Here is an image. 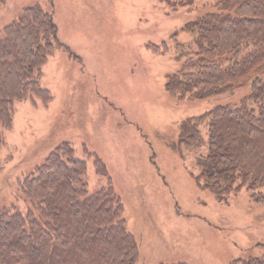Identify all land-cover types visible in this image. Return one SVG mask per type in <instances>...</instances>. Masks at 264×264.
<instances>
[{
	"label": "rangeland",
	"instance_id": "obj_1",
	"mask_svg": "<svg viewBox=\"0 0 264 264\" xmlns=\"http://www.w3.org/2000/svg\"><path fill=\"white\" fill-rule=\"evenodd\" d=\"M219 2L7 0L0 33L24 8L40 4L53 16L63 46L42 68L41 84L52 100L15 103L0 148V209H33L20 180L69 142L87 161L88 191L110 181L121 199L138 243L136 264H232L262 256L264 203L246 187L219 201L198 184L197 158L208 152L205 127L201 147L178 146L185 120L239 104L251 83L203 99H181L166 89L168 77L182 69L181 52L196 47L185 25L221 12ZM88 152L105 163L108 178L98 175Z\"/></svg>",
	"mask_w": 264,
	"mask_h": 264
},
{
	"label": "trees",
	"instance_id": "obj_2",
	"mask_svg": "<svg viewBox=\"0 0 264 264\" xmlns=\"http://www.w3.org/2000/svg\"><path fill=\"white\" fill-rule=\"evenodd\" d=\"M6 1L0 0V7ZM219 4L221 12L185 25L196 47L181 52L182 69L168 77L166 89L181 99L234 93L249 83L252 91L239 104L185 120L178 146L201 147L205 127L208 152L197 158L198 184L219 201L246 187L255 202L264 203V0ZM62 46L53 16L40 4L24 8L0 33V148L5 130L12 127L16 101L52 100L41 84L42 68ZM87 155L94 158L98 175L108 178L105 163ZM86 173L87 161L63 142L20 180L33 209H0V264L137 263L138 243L127 228L121 199L110 181L91 194ZM232 264H264V254Z\"/></svg>",
	"mask_w": 264,
	"mask_h": 264
}]
</instances>
